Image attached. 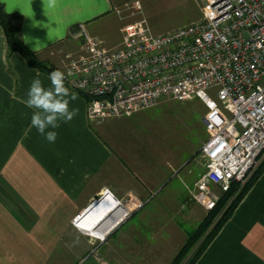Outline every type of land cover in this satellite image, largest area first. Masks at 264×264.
<instances>
[{
  "label": "crops",
  "instance_id": "0c3cea01",
  "mask_svg": "<svg viewBox=\"0 0 264 264\" xmlns=\"http://www.w3.org/2000/svg\"><path fill=\"white\" fill-rule=\"evenodd\" d=\"M0 2L6 12L22 15L24 44L59 70L66 63L65 54L78 50L82 42L76 33L78 24L103 40L117 33L116 45L121 39L114 18L118 0H55L51 5L49 0ZM48 77L27 65L20 54L7 55L0 27V264H138L142 251L148 252L147 264H156L150 257L153 239L171 260L192 230L187 228L190 219L201 218L195 219L191 209H180L177 220L158 213L152 216L143 209L153 202L180 205L183 197L191 202L188 191L197 178L191 184L172 185L182 169L170 170L164 153L156 158L153 147L144 148L147 143L141 148L138 141L119 137L120 129H107L110 118L91 124L86 117L87 99L67 85L78 95L70 108H79V114L54 129L57 140L48 143L31 126L35 110L24 103L31 82L39 78L48 88ZM106 188L130 216L114 225L106 241L97 246V254H90L91 239L72 225V219ZM91 208L81 224L90 226L107 218L101 224L105 227L119 219L120 212L107 213L109 207L103 203ZM142 216L161 219L159 228L150 232L144 223L146 234L140 235ZM194 264H264V167Z\"/></svg>",
  "mask_w": 264,
  "mask_h": 264
},
{
  "label": "built area",
  "instance_id": "2783aa9c",
  "mask_svg": "<svg viewBox=\"0 0 264 264\" xmlns=\"http://www.w3.org/2000/svg\"><path fill=\"white\" fill-rule=\"evenodd\" d=\"M200 11L196 21L165 33H152L144 18L125 24L112 49L78 24L82 42L65 54L61 71L87 99L91 124L149 109L164 97L200 99L209 137L199 148L204 171L189 195L210 210L218 201L213 187L246 183L264 157V0H201ZM109 196L111 208L123 211L120 221L128 217L107 188L99 204ZM81 216L72 219L76 228ZM84 233L98 242L90 250L97 254L108 234Z\"/></svg>",
  "mask_w": 264,
  "mask_h": 264
},
{
  "label": "rangeland",
  "instance_id": "374dc122",
  "mask_svg": "<svg viewBox=\"0 0 264 264\" xmlns=\"http://www.w3.org/2000/svg\"><path fill=\"white\" fill-rule=\"evenodd\" d=\"M135 3H137L138 7H135L136 5L134 6ZM117 4L119 13L115 14L114 18L115 24L119 26V36H121V28L125 24L132 23L143 18L149 25L151 32L154 34H159L186 26L187 24L196 21L201 16V0H118ZM116 37L117 33H113L111 37H107L106 40L101 38L99 39L102 41V45L104 47L109 48L114 42H116ZM79 41L80 40L72 43L73 47L74 44H78ZM116 44L117 43H114V45ZM118 45L113 46L110 49L116 48ZM55 49L58 51L60 48L58 46V49L57 47ZM205 111L206 108L204 104L198 98L177 100L164 97L154 107L149 109L130 115L120 116L118 118L108 119L106 121V128L120 129L121 131L119 133V137L125 136L131 138L133 142L138 141L137 144L141 148L147 143L148 146H144V148L153 147L155 150L153 154L156 156V158L159 154L164 153L166 158H168L170 170L174 171L178 168H180V170L182 169L179 177L173 179L172 185L178 182H180V184L183 182L185 184H191L194 179H198L203 173L202 167L204 166V159L199 155V148L201 144L209 137V133L202 123V116ZM144 140H146V142ZM143 141L145 143H142ZM256 170L252 175H254ZM244 184L234 182L233 185L242 187ZM214 192L217 194L219 201L222 194L226 191H222L221 189L217 188L214 189ZM233 197L234 195L231 198L228 197L226 201L223 202V208H226L231 204ZM180 200V202H182L180 205L176 204V201L164 204L153 202L151 205H149V207H145L143 211L147 212L149 210L152 216L158 213L163 215V217H173L175 220H177V218L180 216L178 213L180 209L182 211L184 209V211L191 209L195 212L193 213L195 219L201 218L200 221L207 215L209 211H206L203 209V207L201 209L199 207L201 204L193 201L192 199L191 202L186 201L187 198L185 200L184 197ZM199 208L202 211L201 213L198 212L200 211ZM182 219L185 220L184 218ZM160 220L161 219L158 218L147 219L146 217L142 216L138 220V230L140 235H142L143 232L146 234V231L143 230L144 228H142L144 227V223L147 224L150 232H152L153 230L156 231L159 228ZM190 220L191 222L189 223V226H187L188 229H194L200 222H195L194 219ZM141 222H143L142 225L140 224ZM145 229L147 228L145 227ZM107 238L108 235L101 243H104ZM90 239L92 246L98 243L93 238ZM150 251V257L152 256L153 259L155 258L156 264L160 262L161 264H168L172 260H170L171 257L167 253L166 255L165 251L161 249L156 239H153L152 249ZM147 253L148 252L146 251H142L140 254L141 260L137 259L138 264L148 263V260L146 259V257H148L146 256ZM117 259L119 260L120 258ZM145 260H147V262Z\"/></svg>",
  "mask_w": 264,
  "mask_h": 264
},
{
  "label": "trees",
  "instance_id": "16d2710c",
  "mask_svg": "<svg viewBox=\"0 0 264 264\" xmlns=\"http://www.w3.org/2000/svg\"><path fill=\"white\" fill-rule=\"evenodd\" d=\"M21 20L22 15L16 12H6L3 4L0 2V27L6 39L7 55L18 53L24 58L27 65L48 74L58 69L53 64L39 58L36 52L32 51L24 44L20 34ZM74 28H76V26ZM263 167L264 158L261 160L254 175H252L244 186L237 187L233 185L234 182L231 183L228 190L222 194L220 200L208 211L207 215L194 229L187 232L184 244L179 248L176 255L168 264H194L211 239L216 235L222 224L228 219L238 201ZM233 195L234 197L231 204L223 208V202Z\"/></svg>",
  "mask_w": 264,
  "mask_h": 264
},
{
  "label": "clouds",
  "instance_id": "9594fccd",
  "mask_svg": "<svg viewBox=\"0 0 264 264\" xmlns=\"http://www.w3.org/2000/svg\"><path fill=\"white\" fill-rule=\"evenodd\" d=\"M55 0H49L54 4ZM37 75L39 73L37 72ZM51 86L45 88L39 78L34 79L27 91L25 106L34 109L31 116V126L48 143H55L61 123H69L79 114V108H70V103L78 99L75 92L66 87V75L56 69L49 73ZM53 129V130H49Z\"/></svg>",
  "mask_w": 264,
  "mask_h": 264
},
{
  "label": "bare ground",
  "instance_id": "6f19581e",
  "mask_svg": "<svg viewBox=\"0 0 264 264\" xmlns=\"http://www.w3.org/2000/svg\"><path fill=\"white\" fill-rule=\"evenodd\" d=\"M261 162V161H260ZM260 164V163H259ZM259 166V165H258ZM100 201V200H99ZM99 201H98V204H99ZM103 203V205L104 206H107V207H109L108 209H107V213H109V211H110V213H112V212H117V211H119L120 213L117 215V219H118V221H116V222H113V223H109L107 226H105V227H102L101 226V224H102V222L100 223V222H94L92 225H90V226H87V225H83V224H81V222L89 215V213L92 211V208H90L89 210H87L86 211V213L85 214H83V216H81L80 217V219H82L81 221H80V224L78 225V229L79 230H81V231H84V232H86V231H89V232H91V233H93V234H96V236H98V237H103V236H105L106 234H108L111 230H112V228L114 227V225L115 224H117L119 221H120V218H122V216H123V211L122 210H120L119 208H117V207H114V208H111L112 207V204H113V200H112V197L111 196H109L107 199H105L103 202H101L100 204H102ZM122 212V213H121ZM109 213V214H110ZM109 214H107L106 216H108ZM105 216V217H106ZM84 217V218H83ZM104 217V218H105ZM103 218V219H104ZM102 219V220H103ZM101 220V221H102ZM101 226V227H100ZM117 226V225H116ZM82 227H85L84 229H81ZM90 227H92V228H90ZM88 228H90L89 230H88Z\"/></svg>",
  "mask_w": 264,
  "mask_h": 264
},
{
  "label": "water",
  "instance_id": "95a60500",
  "mask_svg": "<svg viewBox=\"0 0 264 264\" xmlns=\"http://www.w3.org/2000/svg\"><path fill=\"white\" fill-rule=\"evenodd\" d=\"M99 200H98V197L97 198H95L88 206H87V208L82 212V215L83 214H85L86 213V211L87 210H89L93 205H95L97 202H98ZM110 215H108V217H109ZM107 217V216H106ZM107 220V218H105V220L103 221V222H105ZM102 222V223H103Z\"/></svg>",
  "mask_w": 264,
  "mask_h": 264
}]
</instances>
